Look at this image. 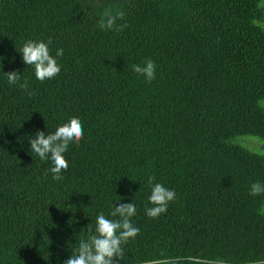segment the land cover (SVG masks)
<instances>
[{"label":"trees","instance_id":"16d2710c","mask_svg":"<svg viewBox=\"0 0 264 264\" xmlns=\"http://www.w3.org/2000/svg\"><path fill=\"white\" fill-rule=\"evenodd\" d=\"M105 8L128 26L102 30ZM49 38L61 71L41 82L19 50ZM0 56V264H63L120 203L140 232L119 264L264 260V154L236 141L264 140V0H0ZM147 59L150 83L131 68ZM72 117L84 136L55 181L29 137ZM153 175L176 192L157 218Z\"/></svg>","mask_w":264,"mask_h":264},{"label":"clouds","instance_id":"9594fccd","mask_svg":"<svg viewBox=\"0 0 264 264\" xmlns=\"http://www.w3.org/2000/svg\"><path fill=\"white\" fill-rule=\"evenodd\" d=\"M125 13L113 8H105L103 15L98 21V26L102 30L114 29L123 31L128 25L118 24V20L124 19ZM51 38L47 42L28 39L23 43L19 52L26 65L34 66V73L37 80L43 82L57 76L61 71L56 57L64 54L62 48L56 50V56L50 54L49 45ZM3 57L0 56V62ZM2 66V65H0ZM132 71L144 76L145 81L150 83L156 78V65L151 59H147L144 65L133 64ZM10 85H19L31 97L35 95L29 91L27 78L21 83L19 71L5 73ZM84 136L83 125L76 117H72L68 122L58 126L52 133L46 134L45 131L38 130L34 137H29L30 149L41 160H50L51 167L47 170L52 174L55 181H62V172L68 170V161L64 153L68 150L71 143H79ZM155 176H149L147 183L151 186L149 202L154 205L146 209V215L150 218H157L160 214L167 211L169 202L175 200L176 192L165 187L161 183H153ZM264 193V183L255 181L250 186L249 194L257 196ZM136 214L134 203H120L118 206L113 204L112 217L119 219H109L102 212L96 216L95 234L89 229L90 235L87 239H81L78 247L72 251L71 256L63 261V264H119L120 260H125V253L122 244L127 243L130 238H135L140 229L133 225L131 217ZM118 258V259H117ZM255 264H264V260H258Z\"/></svg>","mask_w":264,"mask_h":264},{"label":"rangeland","instance_id":"374dc122","mask_svg":"<svg viewBox=\"0 0 264 264\" xmlns=\"http://www.w3.org/2000/svg\"><path fill=\"white\" fill-rule=\"evenodd\" d=\"M263 106H264V104H263ZM242 140H245V142H244L245 144L252 146V148L256 149V151L264 154V148L263 147L259 148V147H261V145H264V140H262L261 138H259L257 136H252V135H250V136H239L236 141L242 143ZM257 141H259V142H257ZM260 142H261V144H260Z\"/></svg>","mask_w":264,"mask_h":264}]
</instances>
